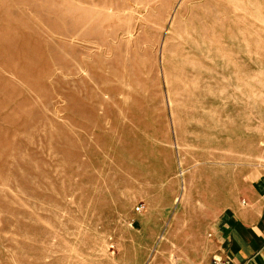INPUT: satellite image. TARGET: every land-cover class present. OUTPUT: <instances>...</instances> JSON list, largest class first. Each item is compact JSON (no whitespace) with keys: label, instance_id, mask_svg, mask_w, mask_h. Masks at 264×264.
Here are the masks:
<instances>
[{"label":"rangeland","instance_id":"rangeland-1","mask_svg":"<svg viewBox=\"0 0 264 264\" xmlns=\"http://www.w3.org/2000/svg\"><path fill=\"white\" fill-rule=\"evenodd\" d=\"M258 171L264 0H0V264L213 263Z\"/></svg>","mask_w":264,"mask_h":264},{"label":"crops","instance_id":"crops-1","mask_svg":"<svg viewBox=\"0 0 264 264\" xmlns=\"http://www.w3.org/2000/svg\"><path fill=\"white\" fill-rule=\"evenodd\" d=\"M246 183L242 203L224 212L214 229L215 257L232 264H264V176L252 172Z\"/></svg>","mask_w":264,"mask_h":264},{"label":"built area","instance_id":"built-area-1","mask_svg":"<svg viewBox=\"0 0 264 264\" xmlns=\"http://www.w3.org/2000/svg\"><path fill=\"white\" fill-rule=\"evenodd\" d=\"M213 264H232V263L225 259H215L213 260Z\"/></svg>","mask_w":264,"mask_h":264}]
</instances>
